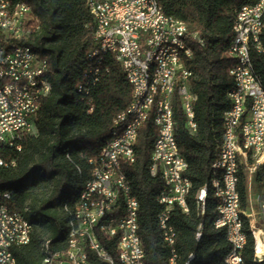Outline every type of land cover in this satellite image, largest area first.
I'll return each mask as SVG.
<instances>
[{
  "label": "trees",
  "instance_id": "trees-1",
  "mask_svg": "<svg viewBox=\"0 0 264 264\" xmlns=\"http://www.w3.org/2000/svg\"><path fill=\"white\" fill-rule=\"evenodd\" d=\"M26 2L40 19L25 43L48 60L51 93L42 100L36 116L37 132L27 134L21 150L1 147V154L16 165L0 168V191H12L8 206L21 212L33 225L28 244L13 247L18 264H43L45 243L53 251L67 247L68 216L66 203L73 204L82 184L91 178L89 159L97 156L111 135L118 113L130 103L133 88L121 64L113 54H106L103 73L83 96L78 83L87 67V56L94 46L95 23L88 0H11ZM257 0H159L164 11L185 21L187 42L192 57L186 64L193 70L192 90L198 130L186 127L179 99L175 103L178 120L176 135L180 150L188 161L186 175L193 186L188 203L190 211L173 208L169 222L177 232L180 264L191 253L190 264H225L231 250L226 232L217 228L218 198L209 193L205 213L196 203L199 189L209 182L211 166L223 134L224 113L231 107L229 90L234 86L230 69L235 60L225 56L234 38L238 11ZM264 24V18H263ZM0 39L6 34L0 28ZM254 70L264 87V26L260 47L253 45ZM156 130L152 119L141 129L136 144L135 162L125 163L124 170L132 192L140 201V235L146 264H169L171 248L165 245L159 214L164 205L158 195L163 188L159 176L150 172ZM240 193L242 206L248 205V177L243 171ZM248 228L249 242L244 253L246 264H264L254 258V238ZM202 225V236L196 233ZM102 243L116 255V238L99 234Z\"/></svg>",
  "mask_w": 264,
  "mask_h": 264
},
{
  "label": "built area",
  "instance_id": "built-area-1",
  "mask_svg": "<svg viewBox=\"0 0 264 264\" xmlns=\"http://www.w3.org/2000/svg\"><path fill=\"white\" fill-rule=\"evenodd\" d=\"M99 3H106L108 13L99 11ZM4 4L0 0V24H9L6 20ZM88 5L93 17H101V28L94 31V43L100 37H107V46L114 55L113 43L115 39H122L124 49L127 50L125 60L126 67H132L139 80V92L137 97L131 98V109L124 120L119 124L129 125V134L117 141L107 143L100 153L90 158L92 162V175L90 186L83 200L76 203L77 212L81 216V222H88L91 231L90 240H94L101 246V253L105 264H131L138 262L143 264L140 250L134 241V201L130 189L123 176V170H115L113 158L123 156L126 163L133 162L130 156V141L136 129V120H143V125L149 119L153 120L156 136L160 139L157 155H151V174L159 176L165 181V175H160L159 164L168 163V174L172 175V182H166V201L162 217L168 225L167 240L171 248L173 264H177V250H172V224L169 222L170 213L174 207L179 206L184 212L186 199L181 196V184H179V170H186L187 162L180 157V152H173V144H170L168 121L166 111L169 104V92H176L181 103L185 118H192L190 113V89L188 85V71L181 63V56L169 52V59L162 61L155 80L151 83V93L148 97H141L144 75L146 74L148 57L154 46H162L166 40L184 41L188 33L185 29L173 26V21L162 17L159 9V17H152L151 8L145 0H88ZM138 9H145V16H138ZM21 20L18 26V35H10L0 43H18V50L1 55L6 60V76L14 77L11 86L12 103H5L0 93V150L3 146L20 149L24 137L27 134L37 132L36 116L39 112V91L45 83L44 70L49 69L47 59L40 55L27 54L25 40L31 34L33 26L39 25L37 17L32 16L23 4H21ZM264 13V0H257L253 4L244 5L237 13L234 24V41L239 38H247L251 46L260 42L259 27ZM94 48V46L92 47ZM1 51V50H0ZM234 70L242 75L239 88L240 98H234V106L227 110L228 129H223L224 147L223 154L229 156L228 182L231 183V191L222 188L223 206L221 221L226 236L231 244V250L225 258V264H242L243 237L240 231V222L236 217V200L234 197V170L232 166V154L240 153L245 173L248 177V198L253 197L252 190L255 186L264 188V178H259V167L262 163H253V154L257 153V147L263 140L262 132L264 117V89L253 79V75L247 73L246 54L238 58V64ZM103 66L100 77L103 73ZM99 77V79H100ZM99 81V80H98ZM97 81V82H98ZM96 82V83H97ZM95 84H92V86ZM92 86L86 87L85 95L90 93ZM246 108H254L259 112V126H252L246 122ZM115 127V126H113ZM12 192L0 191V218H6L15 223L19 234L25 236L26 227L20 221V212L12 210L7 200ZM259 198L256 195L255 205L250 210L252 216L259 215L258 227L264 229V212L259 211ZM100 202V211L97 215H88V204ZM108 204H116V212H108ZM257 208V211H255ZM257 213V215H256ZM99 234L116 238V255L113 254L101 241ZM117 234H124V240L130 241L134 246L132 259H124V250H117ZM261 261L264 260V243L261 239ZM11 252L9 242L1 235L0 227V264H11ZM55 264H80V254L56 253L52 250ZM194 253H191V259ZM191 261V260H190Z\"/></svg>",
  "mask_w": 264,
  "mask_h": 264
},
{
  "label": "bare ground",
  "instance_id": "bare-ground-1",
  "mask_svg": "<svg viewBox=\"0 0 264 264\" xmlns=\"http://www.w3.org/2000/svg\"><path fill=\"white\" fill-rule=\"evenodd\" d=\"M5 2L4 11L6 13V20H9V24L3 25L0 24V28L3 33L6 34V38H9L10 35H18V26L20 25L21 20V4L25 6L28 12L32 16L37 17V22L39 25L33 26V30H37L40 28V19L35 14L33 7L26 3H13L11 0H1ZM145 3L149 4V8H151L152 17H159V9L162 11V17L168 21H173V26L179 29H185V33H188L187 24L184 20L167 14L159 0H145ZM99 11L101 13H108V6L106 3H99ZM138 16H145V9H138ZM263 18L264 13L261 17L260 27H259V35H261L263 30ZM95 23V29L101 28V17H93ZM31 30V32L33 31ZM255 45L260 47V42H255ZM251 44L249 43L247 38H239V41H232V44L225 52V56L232 58L235 60L234 66L230 69V74L234 78V86L229 90V98L231 99V107L234 106V98H240V91H234V88H239L242 82V75H240L239 71L234 70L236 68V64H238V58L242 55V51L246 54L247 61V73L248 75H253V79L257 81L259 86L263 89V85L259 80V77L255 73L254 65L251 57ZM0 93L2 95V100L5 103H12V95H11V86L14 84L13 76H6V60L1 55L3 53H11L13 51L18 50V43H0ZM27 54L39 55L31 45L26 44ZM113 51L116 60L121 64L129 82L132 85L133 92L132 97H137L139 92V80L136 76V73L133 71L132 67L125 66V60L127 58V50L124 49L123 40L115 39L113 43ZM169 52L172 54H176V56H181V63L185 65L186 70L188 71V85L192 86V77L193 70L188 67L186 64V60L192 57L193 51L192 48L188 45L187 36L184 41L179 40H166L162 43V46H154L151 49V55L148 57L146 74L144 75L143 80V89H141V97H148L151 93V83L155 80V76L158 72L160 64L162 61H167L169 59ZM106 54H111V48L107 46V37H100L97 40V43H94V48H92L88 53L87 67L85 70V74L83 79L78 83V91L83 93L82 97H85V89L88 86H92V84H96L99 80L100 73L102 70L104 57ZM48 64V60H47ZM49 69L44 70L45 83L43 88L39 91L38 107L39 110L41 108L42 100L44 97L48 96L52 90V83L48 76ZM197 94L194 93L192 89H190V113H192V118H185L186 127L188 130L194 134L198 130V123L196 121V113H195V103L197 101ZM178 99V94L176 92H169V104L166 111V121H168V130H169V140L170 144H173V152H180V157H183L185 162H187L186 170H179L178 179L179 184H181V196L188 197L191 193L193 182L192 180L185 174L189 168V164L185 156L180 150V146L178 143L176 128L178 124V120L176 118L175 113V103ZM230 107V108H231ZM131 109V102L129 105L122 110L116 118L114 119L111 135L108 138L107 143H112L117 141L119 138L129 134V125L128 124H119L120 121L124 120L125 115H128V112ZM246 122L252 123V126H259V112H254V108H246ZM144 127L143 120H136V129L133 134V138L130 141V156L133 157V162L136 161L137 158V148L136 144L139 138V134L141 129ZM223 129H228V115L227 111L224 113L223 117ZM156 130V129H155ZM262 132H264V117H263V125ZM23 146V145H22ZM22 146L20 147L21 150ZM160 146V139L158 136H155V140L153 142L152 154L157 155L158 149ZM224 147V134H222V139L220 144L216 149V154L214 161L211 166V176L209 182L202 186L197 195H196V203L198 209L201 214L205 213L206 202L210 192L213 193L215 197L218 198L219 202L217 205V218L215 221V225L217 228L223 229V222L221 221V210L223 206V198H222V188L224 191H231V183L228 182L227 174L229 170V156L228 154H223ZM264 162V136L260 145L257 147V153L253 154V163H262ZM89 163L91 164V175H92V162L89 159ZM126 160L123 159V156H116L113 158V167L115 170H123V176L126 179L127 185L130 189V194L133 197L134 201V241L137 243V248L140 250L141 257L143 259V264H146L145 257L146 252L142 243L141 235H140V201L133 194L132 184L128 179L127 173L124 170V164ZM16 165V160H8L5 158L0 152V168L1 167H11ZM232 166L234 170V197H237L236 200V217L240 222V231L243 237V245L242 252L245 253V250L248 246L249 242V234L247 231L245 220L249 221V229L252 232L254 238V258L256 260L261 261V239L264 243V229L258 227V220L256 216H252L250 210H246L249 208V198L248 205L244 209L242 206V198L240 193V183L242 178V173L244 170L243 161L241 160L240 153L232 154ZM152 170V162L150 164V172ZM159 173L160 175H165V181H163V188L161 189L158 195V201L162 204L161 201H166V182H172V175L168 174V163L159 164ZM259 178H264V165L259 167ZM90 186V178L86 180L76 196L74 203L64 205V212L68 216V228H69V236L67 247L62 250H56V253H67V254H80V264H105L103 261V255L101 253V246L94 240H90L91 231L88 229V222H81V216L77 212L76 203L83 200V197L86 195L88 187ZM12 192V191H5ZM259 198V211L264 212V188H259L258 192ZM186 208L190 211L188 199H186ZM98 211H100V202H91L88 204V215H97ZM108 212H116V204H108ZM162 213V212H161ZM159 214V224L163 236V240L165 245L170 247V244L166 242L167 233H168V225L164 223V219L162 214ZM20 221L26 227L25 236L23 234H19L17 228H15L14 222H9L6 218H0V227H1V235L5 237V242H9L10 248L19 245L28 244L31 241L33 225L30 221L20 212ZM173 230H175L172 225ZM226 232V231H225ZM202 236V225L199 226V229L196 233V238L199 240ZM177 232H172V250H177ZM117 250H124V259H132V254H134V246L130 241L124 240V234H117ZM45 252L46 256L44 258L43 264H55V258L52 255V249L49 241L45 243ZM195 256V255H194ZM179 253L177 251V264L179 262ZM11 264H18L17 258L14 252H11ZM191 254L188 259L185 261V264H190ZM131 264H139L138 262H131ZM169 264H173L172 257L170 255ZM242 264H246L244 256H242Z\"/></svg>",
  "mask_w": 264,
  "mask_h": 264
},
{
  "label": "rangeland",
  "instance_id": "rangeland-1",
  "mask_svg": "<svg viewBox=\"0 0 264 264\" xmlns=\"http://www.w3.org/2000/svg\"><path fill=\"white\" fill-rule=\"evenodd\" d=\"M258 192H259V188L257 186H255L253 188V190H252L253 197L249 199V203H250L251 209H252V206L255 205V203H256V195H257ZM255 211L258 212L257 208H255ZM256 215H257V213H256ZM256 217H257V220L260 222L259 215H257ZM263 227H264V225H263Z\"/></svg>",
  "mask_w": 264,
  "mask_h": 264
}]
</instances>
